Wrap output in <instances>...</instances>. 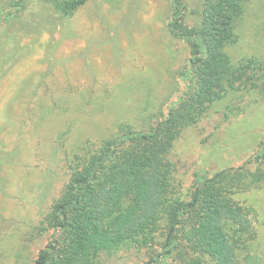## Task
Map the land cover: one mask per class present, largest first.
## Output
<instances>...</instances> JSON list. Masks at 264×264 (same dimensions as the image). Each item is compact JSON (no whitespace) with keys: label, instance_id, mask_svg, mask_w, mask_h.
Returning a JSON list of instances; mask_svg holds the SVG:
<instances>
[{"label":"rangeland","instance_id":"rangeland-1","mask_svg":"<svg viewBox=\"0 0 264 264\" xmlns=\"http://www.w3.org/2000/svg\"><path fill=\"white\" fill-rule=\"evenodd\" d=\"M205 2L186 0L190 25ZM170 15L171 0H89L67 18L35 2L0 26V264H34L52 244L45 216L76 155L120 125L149 131L153 116L177 104L190 50L169 32ZM238 33L227 49L232 62L264 61V0L251 1ZM263 150L264 97L228 94L175 141L174 188L186 199L200 172L264 170ZM243 182L232 198L251 209L257 237L241 256L251 257L245 264H264V181L247 189ZM162 240L102 254L95 264H147L161 253Z\"/></svg>","mask_w":264,"mask_h":264},{"label":"trees","instance_id":"trees-1","mask_svg":"<svg viewBox=\"0 0 264 264\" xmlns=\"http://www.w3.org/2000/svg\"><path fill=\"white\" fill-rule=\"evenodd\" d=\"M88 1L1 2L0 26L20 18L35 2L67 18ZM251 1L206 0L200 20L190 25L186 0H171L169 32L190 50L180 72L185 92L167 115L153 116L149 131L120 125L111 137L76 155L68 165L67 183L45 216L54 231L52 244L34 264H95L102 254L151 247L159 235L162 251L147 264H172L174 255H181L182 264L251 260L241 255L257 237L252 212L232 194L242 179L246 189L263 182L264 170L200 172L185 199L174 188L169 159L175 141L200 123L214 103L244 91L264 97V61L251 57L234 64L227 53L239 41Z\"/></svg>","mask_w":264,"mask_h":264}]
</instances>
